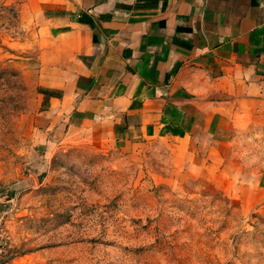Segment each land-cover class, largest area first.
Masks as SVG:
<instances>
[{
  "label": "rangeland",
  "instance_id": "374dc122",
  "mask_svg": "<svg viewBox=\"0 0 264 264\" xmlns=\"http://www.w3.org/2000/svg\"><path fill=\"white\" fill-rule=\"evenodd\" d=\"M39 28L0 0V229L15 264H264V100L215 149L48 127ZM248 103V104H246Z\"/></svg>",
  "mask_w": 264,
  "mask_h": 264
},
{
  "label": "crops",
  "instance_id": "0c3cea01",
  "mask_svg": "<svg viewBox=\"0 0 264 264\" xmlns=\"http://www.w3.org/2000/svg\"><path fill=\"white\" fill-rule=\"evenodd\" d=\"M23 11L39 28L48 127L218 149L230 105L264 100V0H23Z\"/></svg>",
  "mask_w": 264,
  "mask_h": 264
},
{
  "label": "built area",
  "instance_id": "2783aa9c",
  "mask_svg": "<svg viewBox=\"0 0 264 264\" xmlns=\"http://www.w3.org/2000/svg\"><path fill=\"white\" fill-rule=\"evenodd\" d=\"M10 243L4 232L0 229V264H8L10 260Z\"/></svg>",
  "mask_w": 264,
  "mask_h": 264
}]
</instances>
